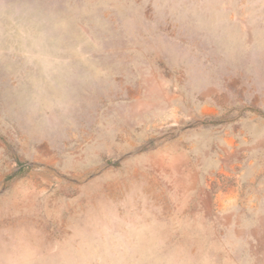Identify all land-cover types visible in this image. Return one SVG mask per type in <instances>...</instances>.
I'll return each mask as SVG.
<instances>
[{"label":"rangeland","instance_id":"obj_1","mask_svg":"<svg viewBox=\"0 0 264 264\" xmlns=\"http://www.w3.org/2000/svg\"><path fill=\"white\" fill-rule=\"evenodd\" d=\"M0 264H264V0H0Z\"/></svg>","mask_w":264,"mask_h":264}]
</instances>
